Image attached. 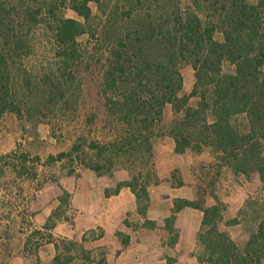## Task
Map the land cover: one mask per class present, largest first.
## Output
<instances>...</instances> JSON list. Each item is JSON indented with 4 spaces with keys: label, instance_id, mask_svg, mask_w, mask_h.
<instances>
[{
    "label": "trees",
    "instance_id": "trees-1",
    "mask_svg": "<svg viewBox=\"0 0 264 264\" xmlns=\"http://www.w3.org/2000/svg\"><path fill=\"white\" fill-rule=\"evenodd\" d=\"M185 69L193 73L188 94ZM71 115L80 133L49 164L76 158L98 176L128 171L117 188L131 191L142 214L159 180L155 144L168 138L173 154L193 160L169 179L196 188L195 201L173 203L203 213L199 263L264 264V0H0V120L50 124ZM204 154L208 161H197ZM27 160L20 155L11 168L25 173ZM225 173L261 183L260 205H246L255 229L242 250L218 229L215 187ZM67 196L62 190L61 204ZM35 236L41 231L25 245ZM93 238L49 234L51 264H105L85 247Z\"/></svg>",
    "mask_w": 264,
    "mask_h": 264
},
{
    "label": "crops",
    "instance_id": "crops-1",
    "mask_svg": "<svg viewBox=\"0 0 264 264\" xmlns=\"http://www.w3.org/2000/svg\"><path fill=\"white\" fill-rule=\"evenodd\" d=\"M190 160L187 154L172 153L170 156L171 165L180 168L189 166ZM169 177L165 174L155 185L147 188L148 203L141 214L131 191L126 187L117 188L119 184L129 181L128 171L116 170L108 177L81 168L70 177H65L61 190L56 188L55 194L48 195V189L40 192L33 203V220L42 227L51 219L53 203L50 202L58 199L64 190L68 195L71 220L61 218L51 231L52 235L54 232L61 239L77 242L83 237L94 235L92 244L99 248L105 264H200L197 259V236L203 213L188 207L175 211L173 203L175 200L195 201L196 188L192 183L177 187ZM224 181L228 184L225 194L220 192L216 195L223 207L222 222L218 229L242 250L251 233L243 229L244 221L240 212L246 208L247 201L253 195L262 197L261 183L258 176L244 180L230 173H225L219 183ZM215 204L214 200H207L205 206L212 207ZM61 205L56 203L58 207ZM232 219H236L238 224L227 226L226 222ZM123 239L126 245H123ZM44 250L46 255L53 251L49 244ZM41 254L39 251L40 257Z\"/></svg>",
    "mask_w": 264,
    "mask_h": 264
},
{
    "label": "rangeland",
    "instance_id": "rangeland-1",
    "mask_svg": "<svg viewBox=\"0 0 264 264\" xmlns=\"http://www.w3.org/2000/svg\"><path fill=\"white\" fill-rule=\"evenodd\" d=\"M67 18H75L71 12L66 13ZM184 92L189 93L193 84V73L190 69L183 71ZM172 120V111L170 107L165 109L164 121L170 123ZM81 121L75 116L67 118H53L49 123H38L37 121H28L26 118H16L6 116L0 120V264H51L53 251L46 255L44 250L47 236L50 234L54 240L61 239L57 233L52 235L51 231L56 223L63 217L71 220L72 213L69 211L67 199L66 204L56 206L61 203L59 198L52 199L53 216L46 223L40 225L33 220L35 208L33 203L40 192L48 189L47 194H55L56 188L61 190V184L69 171L73 173L81 167L76 158L73 160L64 159L61 162L48 163L50 156H56L60 153H68L73 145L78 133H80ZM101 132H97L99 136ZM86 147V146H85ZM86 151H88L86 149ZM92 153V152H90ZM154 172L161 179L163 175H169L173 169L179 166H172L170 156L172 155V142L168 138L160 139L156 142L154 148ZM20 155H27L28 160L25 164V173L21 170L15 172L11 168V163ZM192 167L193 160L190 154ZM197 161H208L206 154L202 155ZM164 171V174H163ZM228 184L219 183L215 187L216 195L227 190ZM54 189V190H53ZM51 197V196H50ZM45 198V199H50ZM261 198L253 195L247 205H260ZM56 211V213H54ZM68 212V213H67ZM250 209L241 210L243 229L251 233L255 228ZM46 225H53V228L46 230ZM42 230H41V229ZM41 231L40 236L32 237L31 245H25L26 240L34 231ZM90 237V236H89ZM36 245H39L37 254L33 253ZM86 249L96 251L93 253L95 259H100L99 248L94 244L87 243ZM39 251L42 253L39 256Z\"/></svg>",
    "mask_w": 264,
    "mask_h": 264
}]
</instances>
